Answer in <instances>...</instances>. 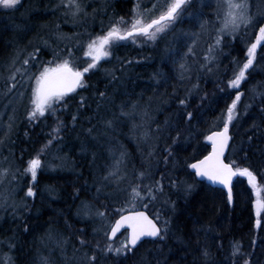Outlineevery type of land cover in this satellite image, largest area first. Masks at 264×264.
<instances>
[{
	"label": "trees",
	"instance_id": "obj_1",
	"mask_svg": "<svg viewBox=\"0 0 264 264\" xmlns=\"http://www.w3.org/2000/svg\"><path fill=\"white\" fill-rule=\"evenodd\" d=\"M84 2L91 15L80 21L65 15L71 9L58 7L60 0H21L18 10L0 12V72L6 73V66L12 67L14 60L17 65L21 54H30L37 47L40 52L36 56L46 62L53 61V50L61 52L58 59L62 60L71 49L73 55L67 57L70 66L82 70L91 59L85 54L88 34L93 38L104 35L118 16L130 21L138 0ZM139 2L151 9L155 0ZM258 2L249 0L251 14L259 6L264 10V0L261 5ZM216 3L217 0H192L180 21L156 41L140 37L135 42L132 38L118 42L110 49L111 56L101 59L96 69L84 75L85 86L73 96H66L71 103L60 104L61 112L56 116L64 124L61 139L53 140L47 154L41 157L55 167L52 172L42 170L33 186L36 196L28 197L19 212L5 208L0 246L10 257L12 254L13 264H41L42 256L52 259L58 248L51 242L45 246L48 241L60 242L67 257L57 264H69L74 253L81 264H88L85 253L96 256L95 264H244L245 258H250L251 264H264V211L258 217L254 209L256 188L248 179L238 177L230 206L223 190L197 181L188 167L209 154L206 137L223 127L226 109L239 91V115L230 126L233 141L227 162L235 161L253 171L264 197V97L252 91L255 88L264 92V46L256 57L257 70H249L239 89L230 88L228 81L247 59L251 33L223 35L215 51L216 60L210 65L212 71L201 69L208 46L217 35L215 25L224 15L223 6L217 8ZM208 4L211 6L205 7ZM204 21L210 23L201 28ZM58 33L68 38L58 39ZM193 34H198L193 47L195 56L186 55L193 46ZM181 63L191 65V73L185 74L190 79H181ZM194 84L198 87L193 88ZM101 92L104 97L99 95ZM185 97L186 110L194 115L190 123L185 121V107L179 104ZM133 104L137 107L130 119L120 115V105L125 106V111H133ZM105 120H113L112 127H107ZM46 121L54 124V115L30 124L29 142L21 141L28 135L22 128L15 134L13 145H20L21 151L29 148L23 154L24 165L53 135ZM134 124L143 127L134 129ZM89 128L93 129L91 133ZM149 128L151 138L145 141L142 132ZM178 132L180 138L173 144ZM166 147H171L172 156ZM112 148L118 156L122 151L127 153V176L120 183H103L102 178L119 158L111 157ZM149 151L153 152L150 157ZM61 159L65 164H60ZM141 171L146 173L143 184L160 181L164 185L163 193L147 208L139 200L128 202L123 191L138 182L137 173ZM189 184L192 187L186 190ZM84 202L104 211L106 219L96 217L94 211L88 218L78 216ZM132 210H146L154 219L158 210L160 221H170L168 234L162 240L143 242L127 255L98 251L97 244L103 248L113 243L104 235L110 223ZM81 239L86 246H81ZM235 243L241 245L243 255H233ZM205 249L210 254L207 259L202 254Z\"/></svg>",
	"mask_w": 264,
	"mask_h": 264
},
{
	"label": "snow or ice",
	"instance_id": "obj_2",
	"mask_svg": "<svg viewBox=\"0 0 264 264\" xmlns=\"http://www.w3.org/2000/svg\"><path fill=\"white\" fill-rule=\"evenodd\" d=\"M192 5V0H163V3L160 0H155L152 3L151 9L142 5L139 0L133 9L132 19L126 21L123 16H118L114 21H111L108 30L104 35H96L95 38L92 37V34L89 33V39L86 44L88 51L85 53L89 56L90 62H88L87 67H84L82 70L74 69L70 66L69 59L73 55L71 49H68L66 56L60 61L58 58L61 57V52L53 50V61L47 62L48 65L45 66L44 62H40L41 67L37 71L39 75L35 74L26 75L29 71L27 68H23L24 65H29L30 61L35 60L36 55L40 52L39 47L35 48L32 53L28 55L27 58L23 59L21 67L16 68L15 71L9 75L7 80L10 82L5 85L6 93L12 92L14 89H17L20 81L17 80V75L21 76V79L31 80L36 79V87L32 89V94L30 97L31 107L26 113V118L31 121L39 120L41 117H44L46 113L55 115L56 105L65 102V97L68 93L74 92L78 87H84V75L92 69H96L97 65L106 57L111 56L110 49L118 46V42L128 40L132 38V41L135 42L137 38L143 37L147 41H156L160 34L165 33L169 30L170 26H174L177 22L180 21L183 13L187 11ZM0 6H3L8 9L18 10L19 7H22L21 0H0ZM59 6H66L71 9V12H65V15H71L73 21H80L88 18L91 14L87 11V4L84 0H60ZM211 5H205L208 7ZM224 8V15L222 18V27L217 30V35L214 39V43L210 44L207 49V54L203 57L204 63L200 65L201 69L206 71H212L211 64L216 60L215 51L217 46L221 44L223 40V34L227 32L228 34L236 33L241 25L248 27L258 28V35L256 42L252 43L247 48V59L239 67V70L234 73L233 78L228 81V86L232 89H239L241 83L247 79L249 75V70L255 72L257 70V61H256V50L261 41H264V14L254 15L250 13L249 0H217L215 7ZM93 9V13H95ZM157 12V15L151 16L150 12ZM203 15V13H201ZM217 19H220L217 16ZM210 21H204L200 25L201 28H204L206 24H209ZM59 29V25H56ZM58 39H67L68 37L65 34L58 33ZM79 35V33L75 34ZM198 34H193V46L188 48V53L186 55L195 56L193 47L196 43ZM234 38V37H233ZM44 44L47 46V41H44ZM264 59V57H262ZM130 63V62H129ZM15 64V60L13 61ZM180 69L181 79H190V75L186 76L185 74H190L192 71L191 65L187 63H181ZM198 85L194 84L193 88H197ZM255 95H260L264 97V92H257L256 89H252ZM101 97H104V93L99 94ZM20 96H23V93H20ZM242 93L237 92L235 98L232 100V103L227 107L226 113L224 114V123L222 131L213 132L211 135L207 136L206 139L211 141L212 151L205 156L203 159L198 160L195 163L188 165L191 169L195 170V175L199 177H206L209 181L219 183L224 185L227 188V197L229 202L232 201V180L233 177L240 176L246 177L248 182L256 188L257 195L260 194V189L257 187V177L253 171L247 167H240L236 164L235 161L225 162L224 153L228 147V142L230 136L228 135L229 125L234 119L237 118L239 113L237 112L238 102L241 100ZM187 99L179 100V104L185 107L184 117L185 121L190 123L194 119L193 112L187 111ZM81 103L83 104V98H81ZM66 106V103H65ZM133 111H125V106L120 105V115L131 118L133 112L137 107L135 104L132 106ZM245 105V110L247 109ZM13 111H15L13 109ZM147 115V112L144 113ZM115 118V117H114ZM73 123L75 124L76 116H72ZM105 125L107 127H112L113 120H105ZM64 127L63 121H58L57 126L53 129V135L50 139L43 144L40 149L35 153V155L27 161V166L23 169L24 174H30L32 184H35L37 181L38 171L43 170L46 167H51L50 163L43 162L41 157L47 154L48 149L53 143V140L61 139L59 136L61 128ZM143 125H133V128H141ZM8 132L12 130V122L10 118V123L7 126ZM89 133L93 131L92 128L87 129ZM152 130L145 129L142 132L143 140L147 141L151 138ZM156 132H159V127H157ZM180 138V133L178 132L176 137L173 138L172 143L175 144L176 141ZM3 141H0L2 143ZM165 151L169 156L173 155L171 147H166ZM153 152L149 151L148 156H152ZM127 153L122 151L119 153V158L114 161L112 168L108 171V174L104 176L103 181H112L115 183L123 182L127 176L126 172H121L120 165L126 164ZM7 166L0 165V183L5 181L11 183L16 180L17 173L19 169H14L11 161H8L5 158ZM145 172L137 173V183L129 184L127 189L123 191L126 192V195L129 198L128 202L137 201L141 202V206L144 208L148 207L149 203L154 202L159 195L164 191V185L160 181H156L152 184H143L145 179ZM163 179V178H162ZM172 186L175 187V182H171ZM192 185H187L186 190H190ZM99 192V189H97ZM27 197H35L36 192L33 187L29 185L26 191ZM146 201V202H145ZM83 213L87 217L95 212L96 217L101 220L106 219V214L104 211L99 209H94V207L87 202L83 203ZM117 212H122L124 209H117ZM256 211L257 216L260 215L261 211H264V200H258L256 202ZM155 220L160 221L161 217L159 213H156ZM170 221L163 220L161 226H158L153 219H150L145 212L134 211L130 215H121L120 219L115 222L114 225L110 224L108 226L109 230L104 233L106 237L110 236L115 237L116 233L122 228H129L130 234L120 242L119 247H113L112 244H106L103 248L97 244L96 248L98 251L105 253L114 252L116 255H127L131 252L136 246L143 241L144 238H159L164 239L168 234V225ZM257 226L260 224V220L256 221ZM81 246H86V241L81 239L79 241ZM203 256L207 259L209 257V252L207 249L203 250ZM243 255L241 253V245L235 243L233 245V255ZM88 264H95L96 256L88 255L85 253ZM41 264H50L48 257H41ZM244 264H251L250 258L244 259Z\"/></svg>",
	"mask_w": 264,
	"mask_h": 264
},
{
	"label": "rangeland",
	"instance_id": "obj_3",
	"mask_svg": "<svg viewBox=\"0 0 264 264\" xmlns=\"http://www.w3.org/2000/svg\"><path fill=\"white\" fill-rule=\"evenodd\" d=\"M259 1L260 2H258V3L260 5L263 4L261 2V0H259ZM259 7H257L254 10V13H253L254 15H258V14H263L264 13V10L261 7L260 8ZM10 10H13V9H8V8L3 7V6H0V12L10 11ZM219 21H220V23H218L219 25L218 24L215 25L217 30L222 27V19H220ZM257 30H258V28H256V27L245 28V26L241 25L240 29L237 31V32H242L243 31L246 34H248V36H250V33H251V38L249 37L250 41L248 42L247 48L254 42ZM236 33H234V34H236ZM225 34H227V32H225L223 35H225ZM263 46H264V44H263ZM22 55L23 54L20 55L21 58L17 62V65L15 63V64H12L13 65L12 67L6 66V73H1L0 72V141H3L2 143H0V165L6 167L7 163L5 162V158H7L8 161H11L12 165L14 166V169H19L20 170L17 173V177H16L15 181H12L11 183H9L7 181H5L4 183H0V224L4 221L5 208L9 209V210H11V209L14 210L15 209V211H13V213L14 212H16V213L19 212V210H20L19 208H21L22 206L25 205L24 201H27V198H28L26 196L27 187L29 185H31L32 187L34 186V184H32L30 174H24L23 173V169L27 166V164L26 165L23 164V158H24V155L27 154L26 151L29 148L25 147V148H23V151H21V150L18 149L20 145H18L17 147H16V144L13 145L14 144L13 140L15 139V134H18L19 129L22 128L24 133H26L28 135L24 136L21 141L22 142H27V141L29 142V130H28V127L30 126V124L37 123L39 121V120H36V121H31L30 122L26 118V113L29 110V108L31 107L29 101H30V97H31V94H32V89H34L36 87V79L35 78H33L31 80L21 79V76L18 74L17 75V80L20 81V83H19L17 89H14L12 92L5 94L6 93L5 85L10 83L7 80V78L9 77V75H11L15 71L16 68H20L21 67L23 59L27 58L29 53L27 55H25V56H22ZM256 57H257V55H256ZM60 61H62V60H60ZM40 62H44L45 66H52V65H48L47 62L44 59H40L39 57L36 56L35 60L30 61L29 65H24L23 66V68L29 69V71H28V73L26 75L35 74L36 76H38L39 72L37 70L40 69V67H41ZM80 88H82V87H78V89H80ZM21 92L23 93L22 97L20 96ZM76 92L77 91H75L72 94V96ZM68 98L69 97H65V102H62V103L63 104L66 103L67 105L69 103H71L68 100ZM59 105L60 104L55 106L57 110H56L55 115H54V120H55L54 124L53 123L50 124L49 123L50 121H46V123H48L49 127H52V129H54L57 126V124H58V120H56V116H57V113L61 112V109H59ZM13 109L15 111H13ZM138 114H142V113L139 112ZM46 116L49 117L50 113H46L45 117ZM10 118H11V122H12V130H11V132H8L7 126L10 123ZM138 118H141V117H138ZM230 126H231V124L229 125V127ZM113 150L114 149L112 148V150H110L109 154L111 155V157H114L116 159L119 156H118V154H115L116 151L114 150V152H113ZM80 152H82V151H80ZM60 162H61L60 164H65L64 159H61ZM48 163H50V162H48ZM128 163L129 162H128L127 159H126V164L122 163L121 172H126L127 173V165H128ZM54 167H52V166L51 167H46V168H44V171L46 169L47 171L52 172V169ZM56 169H58V166H56ZM41 172H42V170L38 171L37 178H38V176L40 175ZM238 177H240V176H238ZM240 178L247 179L246 177H240ZM99 179L100 178L98 177L97 180H99ZM110 182L111 181H103V183H110ZM20 194H21V197H20ZM258 200H264V197H262L259 194V195H257L256 198H254V202H257ZM82 206L80 207V209H78L76 214L78 216H82L83 218L90 217L91 215H89L87 217L84 215ZM128 206L132 207L133 204H130ZM149 208L150 209H154V206L153 205H149ZM16 210H18V211H16ZM156 213H159L158 210L156 211ZM121 215H119V216H121ZM161 222L162 221H160V223ZM110 224L113 225V223H110ZM108 230H109V228L106 229V232ZM126 237H127V234L123 235L121 238H119L115 242H113L112 243L113 247H119L120 246V242L122 240H124ZM106 239L108 240V237H106ZM49 242H51L53 245H55V249L58 248L57 250H55L56 252L54 253L53 258L49 259L50 264H55V263L57 264L59 261L66 260L67 257H65V253L62 250L63 248L61 247V244H59L60 242L58 243V241H48L47 243H45V246ZM0 253H2V254H0V264H11V263L13 264L12 254H11V257H10V255L8 254V251L5 250L3 252L1 246H0ZM80 261H81V259L79 260L77 258V256H76V254L74 253L69 264H81Z\"/></svg>",
	"mask_w": 264,
	"mask_h": 264
},
{
	"label": "water",
	"instance_id": "obj_4",
	"mask_svg": "<svg viewBox=\"0 0 264 264\" xmlns=\"http://www.w3.org/2000/svg\"><path fill=\"white\" fill-rule=\"evenodd\" d=\"M257 35H258V30H257V33H256V36H255V39H254V42H256V39H257ZM253 42V43H254ZM263 44H264V41H261V43L258 45V47H257V50H256V55H257V53L260 51V49L262 48V46H263ZM77 89V88H76ZM76 91V90H75ZM74 91V92H75ZM74 92H71V93H68V95H71V94H73ZM223 129V128H222ZM222 129H220V130H218V131H222ZM214 132H217V131H214ZM213 133V132H212ZM212 133H210L209 135H211ZM208 135V136H209ZM228 135L230 136V140H229V142H228V147L226 148V150H225V153H224V159H225V162L226 163H228L227 162V156H228V154H229V152H230V148H231V145H232V141H233V138H232V135H231V129H230V127H229V131H228ZM206 143H207V145L209 146V148H210V152L212 151V147H211V141H208L207 139H206ZM209 152V153H210ZM203 159V158H202ZM197 162V161H196ZM193 163H195V162H193ZM189 170H190V172L195 176V178H196V180L197 181H199V182H205L207 185H209L210 187H212V188H216V189H221V190H223L224 192H225V194H226V196H227V188L224 186V185H221V184H219V183H216V182H212V181H209L206 177H199V176H197V175H195V170H193V169H191L190 167H189ZM236 179H237V176L236 177H233V180H232V201L231 202H229V200H228V197H227V200H228V203H229V205L230 206H232L233 205V202H234V194H233V187H234V183H235V181H236ZM253 206H254V209H255V211H256V202H254L253 203ZM135 211H142V212H145L146 213V215L150 218V219H153L154 220V222H156L157 223V225L158 226H160L159 224H158V222L148 213V211H146V210H135ZM134 211H129V212H126V213H124V214H122V215H130L131 213H133ZM262 212V211H261ZM256 213H257V211H256ZM120 219V216L115 220V222L117 221V220H119ZM115 222L113 223V225L115 224ZM130 229L129 228H127L126 226L125 227H122L117 233H116V236L115 237H111L110 236V234H109V236H108V241L109 242H114L116 239H118L121 235H123L124 233H127V236L130 234ZM158 238H150V237H146V238H144L143 239V241L141 242V243H139L137 246H136V248H138L143 242H145V241H156ZM136 248H134V249H136Z\"/></svg>",
	"mask_w": 264,
	"mask_h": 264
},
{
	"label": "bare ground",
	"instance_id": "obj_5",
	"mask_svg": "<svg viewBox=\"0 0 264 264\" xmlns=\"http://www.w3.org/2000/svg\"><path fill=\"white\" fill-rule=\"evenodd\" d=\"M209 5V4H208ZM53 18V17H52Z\"/></svg>",
	"mask_w": 264,
	"mask_h": 264
}]
</instances>
